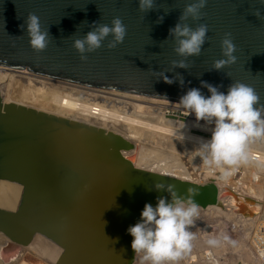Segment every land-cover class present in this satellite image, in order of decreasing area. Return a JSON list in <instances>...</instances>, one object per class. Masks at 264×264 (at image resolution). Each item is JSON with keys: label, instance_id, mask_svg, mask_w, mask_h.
<instances>
[{"label": "water", "instance_id": "water-1", "mask_svg": "<svg viewBox=\"0 0 264 264\" xmlns=\"http://www.w3.org/2000/svg\"><path fill=\"white\" fill-rule=\"evenodd\" d=\"M155 2L156 9L141 13L138 0H0V65L176 102L190 88L210 95L201 81L220 86L225 93L239 81L264 100L260 0H207L203 19L187 22L192 27L207 24L211 39L199 57L189 58L187 70L172 69L171 61L181 58L173 51L169 29L190 0ZM257 8L260 19L253 15ZM29 13L37 15L41 30L51 35L42 52L30 47L20 27ZM160 16L163 21L156 23ZM114 17L127 27L123 43L109 49L106 40L82 60L72 46L74 39L90 31L94 21L110 24ZM226 32L237 46V61L222 71L212 70L213 61L222 58L220 42ZM160 72L169 78L179 73L184 84L165 83ZM134 146L113 131L4 102L0 93V180L21 187L15 209L0 208V233L9 240L2 247L17 251L40 234L60 248L56 264H132L128 228L140 221L146 203L155 207L159 197L170 199L156 185L173 186L177 195L201 208L219 203L220 189L210 180L197 182L135 166L125 154Z\"/></svg>", "mask_w": 264, "mask_h": 264}, {"label": "clouds", "instance_id": "clouds-1", "mask_svg": "<svg viewBox=\"0 0 264 264\" xmlns=\"http://www.w3.org/2000/svg\"><path fill=\"white\" fill-rule=\"evenodd\" d=\"M260 3L264 4V0H260ZM206 6L207 0H190L181 11L176 25L169 29V36L175 42L173 51L181 58L171 61L173 70H187L190 67L189 58L199 57L205 43L210 41L207 24L197 23L192 27L187 22L202 20L205 15L202 10ZM154 9L155 0H138L141 13ZM169 11L164 12L167 14ZM253 15L260 19V9H255ZM162 21L163 16H160L156 23ZM20 27L27 33L33 50L42 52L47 48L51 35L49 30H41L37 15L29 13ZM90 28L82 38L73 41L72 46L82 60L87 59L86 53L104 46V41H108L107 48L113 49L123 43L127 35V27L120 17H114L110 24L94 21ZM220 47L222 58L213 61L212 70L222 71L237 61V46L230 32L224 34ZM159 75L165 83L172 84L178 80L180 85L184 84L183 76L179 73L173 78L163 72ZM201 86L210 95L205 96L200 88H190L177 102L188 114H194L197 122L204 121L206 125L213 126L211 138L198 147L199 156L205 165L231 166L247 161L249 144L255 139L264 138V100L253 87L239 81L232 82L226 93L219 90L220 86L206 81H201ZM172 187L169 185L165 189L163 185H156L157 190L167 191L170 199L159 197L155 207L146 203L140 221L127 230L133 238L131 248L134 258L139 256L140 264H173L191 248L194 237L188 227L193 224L198 206L192 199L185 200L177 195Z\"/></svg>", "mask_w": 264, "mask_h": 264}, {"label": "bare ground", "instance_id": "bare-ground-1", "mask_svg": "<svg viewBox=\"0 0 264 264\" xmlns=\"http://www.w3.org/2000/svg\"><path fill=\"white\" fill-rule=\"evenodd\" d=\"M45 79L57 80V84L51 85ZM56 80L26 70L0 65V86L7 91L2 97L4 102L23 104L118 133L135 142H133L134 149L125 153L135 166L192 181L212 178L209 173L211 165L204 164L202 157L198 154V147L203 141L211 138L213 126L206 125L204 121L197 122L194 114L181 122L165 118L161 110L163 105L184 110L176 101ZM37 83L50 85L44 87ZM193 129H199L205 134L193 132ZM248 149L261 152L264 158V138L253 140ZM186 164L196 172L191 174ZM242 164L262 169L264 172V159L262 163L252 164L247 160L242 161ZM202 171L203 174H201ZM215 184L220 189L219 203L197 209L203 211L213 209L227 216L233 214L234 210L247 216L254 215V204H256L253 202L254 188L249 191L251 196H247V199L243 201L234 191L224 188L220 181ZM20 191V185L1 179L0 208L14 210ZM227 193L228 197L223 202H230L233 205L229 212L222 203V198L227 196ZM8 242L9 240L0 233V264H31L26 260L18 262L16 260L18 253L13 256L16 249L9 251L2 247ZM19 248L22 252L30 250L38 257L52 263H55L60 252L58 246L40 234H35L27 245H19ZM21 251L19 255H22Z\"/></svg>", "mask_w": 264, "mask_h": 264}, {"label": "built area", "instance_id": "built-area-1", "mask_svg": "<svg viewBox=\"0 0 264 264\" xmlns=\"http://www.w3.org/2000/svg\"><path fill=\"white\" fill-rule=\"evenodd\" d=\"M162 110L165 118L181 122L190 117L187 111L170 105H163ZM193 132L205 134L199 129H193ZM208 135V134H206ZM248 161L250 163H262L263 155L256 150L247 149ZM186 168L193 174L196 172L190 165ZM201 171V170H200ZM204 171V170H203ZM203 171L201 174H203ZM210 175L212 178H203L197 182L220 181L224 188L234 191L238 195L251 196L250 189L256 191L264 187V172L262 169L248 167L242 162L236 165L210 166ZM228 175H225V173ZM211 212V211H210ZM195 218V229L191 231L194 239L191 241V248L182 255L180 259L173 264H231L224 257L217 247V241L226 239L223 237L224 231L227 230L232 234L230 242H239L245 236L247 237V249L252 254L253 260L259 264H264V215L256 213L254 216H247L239 212H233L228 218L218 216V214L205 215V211L197 209ZM210 220L211 225H205L204 221ZM207 226V227H206ZM189 228V227H188ZM218 229V231H217ZM189 230V229H188ZM215 241V243H210ZM135 255V254H134ZM132 264H140V257L134 258Z\"/></svg>", "mask_w": 264, "mask_h": 264}, {"label": "rangeland", "instance_id": "rangeland-1", "mask_svg": "<svg viewBox=\"0 0 264 264\" xmlns=\"http://www.w3.org/2000/svg\"><path fill=\"white\" fill-rule=\"evenodd\" d=\"M45 81H48L51 85H52V83L55 84V85L57 84V80L54 81V80H48V79L46 80L45 79ZM37 84L39 86H44V87H48L50 85V84L48 85V84H40V83H37ZM1 88H2V86H0V90H1ZM2 92H0V93H1L2 97H4V95L6 94L7 91L4 88H2ZM163 109L164 108L161 107V110H163ZM263 193H264V187H263V189L258 190V192L256 190H253V192H252V194H253V202L256 203V204H254V206H255L254 207V211L257 210L256 212L264 215V194ZM254 194H255V196H254ZM227 197H228V193H227V196L222 198V203L228 209L227 212H229V211L232 210L233 205L230 202H226V203L223 202V201L226 200ZM257 199L258 200L260 199V200L258 201ZM209 214H218V216L219 215L222 216V217L225 216L226 218H228V216H230V214L227 216V215H225V214H223L221 212H218L216 210H213V209L205 211V215H209ZM204 224L205 225H211V221L210 220L209 221L205 220ZM194 227H195V218H193V224L190 225L189 228H188L189 231L190 232L193 231L195 229ZM217 231H218V229H217ZM223 237L226 238V239H222V241H217L216 244H217V247L220 250L221 254L224 257H226L231 262V264H259V263L255 262L253 260L252 254L247 249V246H248L247 237L244 236L242 238V240H239V242H230V239L232 238V234L230 232H228L227 230L224 231ZM20 249L21 248H18L17 251L13 255V256H16V254L18 253V255L16 256L17 257L16 260H18V262H20L21 260L22 261L26 260L27 262H29L31 264H46V263L47 264H56V263L50 262L47 259H42V258L38 257L36 254H34L30 250L23 251L22 255L21 254L19 255V251H21Z\"/></svg>", "mask_w": 264, "mask_h": 264}, {"label": "flooded vegetation", "instance_id": "flooded-vegetation-1", "mask_svg": "<svg viewBox=\"0 0 264 264\" xmlns=\"http://www.w3.org/2000/svg\"><path fill=\"white\" fill-rule=\"evenodd\" d=\"M21 252H22V251H21ZM21 252H20V253H21Z\"/></svg>", "mask_w": 264, "mask_h": 264}]
</instances>
